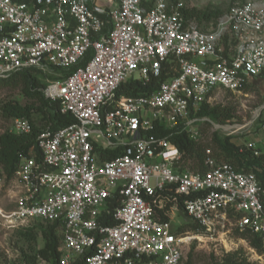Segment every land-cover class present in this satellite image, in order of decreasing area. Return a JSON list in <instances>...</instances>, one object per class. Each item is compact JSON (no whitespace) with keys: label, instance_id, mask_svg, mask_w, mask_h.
Listing matches in <instances>:
<instances>
[{"label":"built area","instance_id":"built-area-1","mask_svg":"<svg viewBox=\"0 0 264 264\" xmlns=\"http://www.w3.org/2000/svg\"><path fill=\"white\" fill-rule=\"evenodd\" d=\"M184 7L180 0H0V79L38 70L45 96L75 118L39 133L43 158H21L15 208L0 209V217L12 228L60 223V264H183L191 238L172 222L177 213L208 233L230 222L249 228L264 250L256 175L209 153L206 169L193 171L157 135L163 127L198 139L203 123L233 134L230 121L198 112L216 91L264 86V4L234 5L208 30L187 21ZM161 77L150 93L118 95L128 80ZM12 121L11 132H31L28 119ZM248 147L264 153V141ZM5 181L0 166V186Z\"/></svg>","mask_w":264,"mask_h":264},{"label":"trees","instance_id":"trees-1","mask_svg":"<svg viewBox=\"0 0 264 264\" xmlns=\"http://www.w3.org/2000/svg\"><path fill=\"white\" fill-rule=\"evenodd\" d=\"M14 1L30 3L33 0ZM183 13L187 21L209 20L211 17L217 21L224 14L222 11H201L188 7L183 8ZM163 78L152 79L147 84L137 80H128L120 86L118 95L138 96L150 93L157 89ZM45 86L44 74L34 68L18 70L8 77L0 79V90L18 89L25 98L24 103L19 100L4 98L1 105V117L7 121H12L15 118H26L32 124V130L29 133H15L10 130L0 133V166L4 170L6 180H11L15 176L23 156H34L36 160H42V151L37 144V137L40 132L46 129L58 130L75 122L73 115L61 112L58 101H52L45 96ZM198 115L209 117L212 121L224 124L234 120L235 108L232 106L222 107L221 105L211 106L210 103L205 102ZM37 121H40V124H37ZM203 133L204 131L201 129L200 138L193 139L186 132H176L163 127H160L157 131V135L167 136L180 149L183 153V164L193 171L206 169L204 160L207 157L209 146L203 141ZM211 142L218 151L216 153L218 158L222 157L225 162L231 164L235 169L254 173L264 186V153L256 154L252 148L236 144L232 135H221L217 131L212 133ZM120 152V150L107 152L105 157L111 159ZM162 218L164 220L169 219L168 217ZM107 219L109 224H114L115 221L112 216ZM189 219L190 222L179 227L182 232L208 233L205 227L191 218ZM36 222L32 227L25 228L22 235L31 242H37L40 237L43 239L44 245L35 254H24L25 261L23 264H36L38 259H42L49 264H60L61 252L59 248L62 244L60 223ZM235 232L240 237L247 239L260 255L263 254L262 240L258 234L249 228L243 230L235 228ZM185 264H192V261H187ZM217 264L253 263L248 262L246 258L235 252L228 253L223 262Z\"/></svg>","mask_w":264,"mask_h":264},{"label":"rangeland","instance_id":"rangeland-1","mask_svg":"<svg viewBox=\"0 0 264 264\" xmlns=\"http://www.w3.org/2000/svg\"><path fill=\"white\" fill-rule=\"evenodd\" d=\"M188 8H194L201 11H222L227 12L229 8L243 2H256L264 4V0H180ZM219 19V18H218ZM217 19V20H218ZM200 28L208 30L215 26L216 19L211 17L209 20H194ZM200 22V23H199ZM260 84L257 87H251L247 92L241 95H235L226 91H216L211 95L210 105H221L222 107L232 106L235 108V118L230 121L233 127V141L239 145L257 147L262 146L264 141V86ZM5 99L25 101L18 89H2ZM40 124V121H37ZM225 124V123H224ZM13 121L4 120L0 115V133L5 130H11ZM201 129L203 141L209 146L207 154L215 157L221 162L224 159L218 158V152L211 142V135L217 131L221 135H227L224 129L216 128L211 123H203ZM18 187L15 178L6 180L0 186V209L3 212L11 211L15 208ZM1 211V210H0ZM190 219L183 213H177L172 219L175 226L184 225L190 222ZM37 222L27 226L12 228L7 225V221L0 217V264H23L24 254H35L36 251L43 247V239L39 237L37 242H31L26 239L22 233L25 228L32 227ZM179 226V227H180ZM233 223H228L224 228L216 229L210 233L198 234L194 232H185L191 238L186 249L185 264L192 261V264H217L223 262L228 253H238L239 256L247 259L253 264H264V254L260 255L249 243L247 239L240 237L235 232ZM26 264V263H25ZM36 264H49L48 262L38 259Z\"/></svg>","mask_w":264,"mask_h":264}]
</instances>
